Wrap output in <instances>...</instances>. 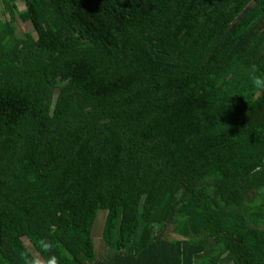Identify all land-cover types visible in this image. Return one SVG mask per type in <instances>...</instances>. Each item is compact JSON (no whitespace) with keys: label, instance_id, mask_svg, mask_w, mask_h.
Here are the masks:
<instances>
[{"label":"trees","instance_id":"1","mask_svg":"<svg viewBox=\"0 0 264 264\" xmlns=\"http://www.w3.org/2000/svg\"><path fill=\"white\" fill-rule=\"evenodd\" d=\"M1 3L0 264H264V0Z\"/></svg>","mask_w":264,"mask_h":264},{"label":"rangeland","instance_id":"2","mask_svg":"<svg viewBox=\"0 0 264 264\" xmlns=\"http://www.w3.org/2000/svg\"><path fill=\"white\" fill-rule=\"evenodd\" d=\"M25 11V6L21 1L16 2V8H15V21L12 22V26L14 27V30L17 34L23 35L25 32H28L31 30V26L28 23V21H24L22 18H20L19 15ZM0 22L7 24L9 22V16L3 11V6L0 0ZM105 212L104 211H98L95 221L93 223L92 228V239L94 242V248L98 255L99 253L105 248V250H108L105 246L104 242L101 238V232H102V226L104 222ZM175 237V236H174Z\"/></svg>","mask_w":264,"mask_h":264},{"label":"clouds","instance_id":"3","mask_svg":"<svg viewBox=\"0 0 264 264\" xmlns=\"http://www.w3.org/2000/svg\"><path fill=\"white\" fill-rule=\"evenodd\" d=\"M252 82L254 87L264 89V76L253 75Z\"/></svg>","mask_w":264,"mask_h":264},{"label":"crops","instance_id":"4","mask_svg":"<svg viewBox=\"0 0 264 264\" xmlns=\"http://www.w3.org/2000/svg\"><path fill=\"white\" fill-rule=\"evenodd\" d=\"M123 256H125V255H123Z\"/></svg>","mask_w":264,"mask_h":264}]
</instances>
